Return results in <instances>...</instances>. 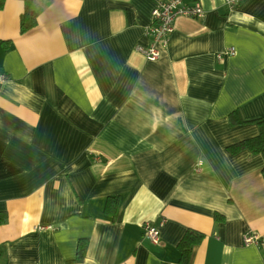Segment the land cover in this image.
I'll return each instance as SVG.
<instances>
[{
  "label": "crops",
  "instance_id": "1",
  "mask_svg": "<svg viewBox=\"0 0 264 264\" xmlns=\"http://www.w3.org/2000/svg\"><path fill=\"white\" fill-rule=\"evenodd\" d=\"M158 1L33 0L22 33L25 0H5L0 264H182L188 229L204 234L188 264H264V247L244 243L264 236V157L228 150L259 133L231 112L264 118V0H185L205 16H179L151 61L136 46Z\"/></svg>",
  "mask_w": 264,
  "mask_h": 264
},
{
  "label": "built area",
  "instance_id": "2",
  "mask_svg": "<svg viewBox=\"0 0 264 264\" xmlns=\"http://www.w3.org/2000/svg\"><path fill=\"white\" fill-rule=\"evenodd\" d=\"M244 0H224L226 8L230 11L237 7ZM205 9L199 1L186 3L185 0H159L152 10V23L146 29V35L150 37L147 46L137 45L136 49L148 60H158L162 52L166 50L170 43L171 35L174 31V22L179 16L202 18L205 16ZM235 47L228 48L225 52L218 53V59L223 55H235ZM5 79L0 75V81ZM202 162L197 164V170L201 169ZM161 223V222H160ZM163 223V222H162ZM161 223V224H162ZM51 227V226H49ZM40 228H44L43 226ZM160 224L152 222L144 223L145 235L153 242L160 243ZM245 245H258L264 247V236L247 233L244 235Z\"/></svg>",
  "mask_w": 264,
  "mask_h": 264
},
{
  "label": "trees",
  "instance_id": "3",
  "mask_svg": "<svg viewBox=\"0 0 264 264\" xmlns=\"http://www.w3.org/2000/svg\"><path fill=\"white\" fill-rule=\"evenodd\" d=\"M33 0H25V10L21 15V32L24 33L30 30L37 24L36 12L32 9ZM5 0H0V9L4 6ZM232 125L254 123L259 127L258 135L243 139L235 144L228 146V150L231 153L237 154L244 150H248L254 154H261L264 157V118L245 119L240 111L235 110L229 115ZM262 175L264 177V167L262 168ZM121 197L120 195L109 196L105 203V212L110 215L112 219L117 215L120 207ZM217 220H224V216L219 213H215ZM8 219V213L6 211H0V225L6 223ZM204 238V234L188 229L180 242L178 243V249L180 251L179 262L182 264H188L191 258L192 249L195 245L199 244ZM88 249V239H80L78 243L77 257L75 261H81L85 258ZM3 250L0 247V256H2Z\"/></svg>",
  "mask_w": 264,
  "mask_h": 264
}]
</instances>
